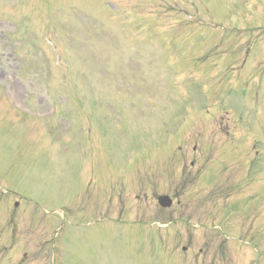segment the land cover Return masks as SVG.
<instances>
[{
	"label": "rangeland",
	"instance_id": "374dc122",
	"mask_svg": "<svg viewBox=\"0 0 264 264\" xmlns=\"http://www.w3.org/2000/svg\"><path fill=\"white\" fill-rule=\"evenodd\" d=\"M115 1L0 0V264H264V0Z\"/></svg>",
	"mask_w": 264,
	"mask_h": 264
}]
</instances>
